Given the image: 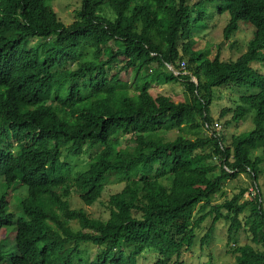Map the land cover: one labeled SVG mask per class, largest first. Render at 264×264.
Segmentation results:
<instances>
[{
    "label": "trees",
    "instance_id": "obj_1",
    "mask_svg": "<svg viewBox=\"0 0 264 264\" xmlns=\"http://www.w3.org/2000/svg\"><path fill=\"white\" fill-rule=\"evenodd\" d=\"M49 3L0 0L1 185L9 190L21 182L27 188L17 220L10 193L0 195V236L12 241L9 250L0 243V264H77L82 244L99 248L89 264H138L146 252L155 253L149 264H185V252L209 216L206 238L221 219L229 222L230 238L240 230L248 233L251 244L230 249L235 264H264L258 186L264 75L249 66L264 62V0H81L68 25ZM210 5L230 15L226 39L240 22L254 28L236 61H222L219 53L211 59L193 48L194 24L202 25ZM87 48L91 56L85 55ZM184 55L187 67L196 63L192 76L169 67L181 68ZM151 65L155 68L143 73ZM129 69L131 84L120 76ZM173 82L184 83L188 100L150 94L153 83ZM243 86L255 92L241 96L226 125L240 123L250 112L254 127L227 145L211 129L213 92ZM229 112L222 110L221 118ZM186 126L209 133L164 138ZM96 147L102 149L87 163L63 158ZM256 149L261 154L252 157ZM242 174L250 176L255 196L241 202L246 189L212 205L224 183ZM112 176L126 183L111 195L107 220L70 208V191L93 206ZM200 203V210L210 211L196 218ZM258 245L262 249L254 248Z\"/></svg>",
    "mask_w": 264,
    "mask_h": 264
},
{
    "label": "rangeland",
    "instance_id": "obj_2",
    "mask_svg": "<svg viewBox=\"0 0 264 264\" xmlns=\"http://www.w3.org/2000/svg\"><path fill=\"white\" fill-rule=\"evenodd\" d=\"M49 5L56 12L58 18L66 25L70 24L76 18V11L81 8V0H49ZM202 25L197 27L195 25V30L193 31L192 40L194 41L193 48L196 50L203 51L206 57L213 59L218 53L220 54V59L222 61L233 62L237 58L247 51L249 41L253 37L254 28L240 22L238 25V31L233 33L228 39H226L224 32L225 28L230 23V15L228 12L223 14L219 13L215 5L208 6V9L205 8L203 12ZM37 41V40H36ZM35 42V41H33ZM85 55L91 56V49L87 48L84 50ZM84 59V58H83ZM184 61L186 67L183 68L181 63V68H176L174 65H169L170 69L175 70L177 75H180L183 70V74H188L192 76V68L196 63L191 67L188 66V56L184 55ZM73 63V62H71ZM199 63V61H198ZM71 66V64H70ZM249 66L256 70L257 73L264 75V62H250ZM155 65L148 66L144 69L143 73H148L150 70L154 69ZM121 77H126L129 84L133 81V72L131 69L128 72H121ZM193 81L196 82V79L193 78ZM150 94L156 96L158 94H164L171 96L177 102L185 101L189 99V95L185 89L183 82H173L158 85L153 83L151 86ZM255 91L249 87H223L215 88L213 92V103L210 107L211 115L213 118V124L211 129H215L216 133L225 140L227 145H230L232 137L235 135H240L243 133L250 132L253 129L254 125L252 122L253 113H248L246 118L240 123H232L226 125V122L231 120L233 111L240 104V98L244 95H251ZM224 109H230V112L224 118H221V111ZM208 130L201 128L198 130H190L187 126L183 129H176L170 132L165 133L164 138L166 140H175L179 136H185L187 138L195 139L197 137L206 136ZM102 147H96L89 149L87 153L83 156H73L69 155L68 157L63 158L70 163L84 164L90 160L91 156H94ZM65 154V153H64ZM261 154L260 149H256L252 152V157L254 155ZM264 164V163H263ZM263 172L259 176L258 186L260 189L263 206H264V165L262 167ZM119 176L110 177L106 183L105 191L102 198L96 202L93 206H86L83 204L79 194L73 190L70 191V196L67 198L69 206L71 209H84L87 214L93 218L107 220L110 217L109 212V199L111 195L119 192L124 186V179L118 178ZM2 178H0V195L9 194L10 201V211L15 215L17 220L23 216L22 201L27 196V188L21 182L15 183L11 189H6L1 185ZM244 197L241 202L249 201L255 196V188L252 186V180L249 175L242 174L237 179L232 181H227L224 183L222 190L211 199L212 205H219L224 203L227 200L232 199L236 194H239L242 190H246ZM254 193H253V192ZM204 203V202H203ZM203 203H200L195 208L196 218L210 211L208 207L204 212L200 210ZM225 213V212H223ZM212 216L207 217V219L201 225V228L196 231L197 239L190 251H186L183 259L185 264H235L236 257L230 251L231 248L235 246H241L245 244H251V239L243 230L235 232L231 238L229 234V222L225 219L219 220L214 226L211 235H209V229L212 226ZM74 226L78 225L74 222H71ZM9 230H13V227H10ZM205 241V242H204ZM0 243L7 250L12 246V241L9 237L2 234L0 236ZM256 249H262L261 245L254 246ZM80 254H76L74 260L77 264H89L90 261L96 258L99 248L92 244H82L80 247ZM155 259V253L146 252L140 256L137 260L138 264H149L152 260Z\"/></svg>",
    "mask_w": 264,
    "mask_h": 264
},
{
    "label": "built area",
    "instance_id": "obj_3",
    "mask_svg": "<svg viewBox=\"0 0 264 264\" xmlns=\"http://www.w3.org/2000/svg\"><path fill=\"white\" fill-rule=\"evenodd\" d=\"M182 64H183V68H185L186 67V63H185V61H183L182 62ZM256 191V190H255ZM253 192V191H252ZM254 193V192H253Z\"/></svg>",
    "mask_w": 264,
    "mask_h": 264
}]
</instances>
